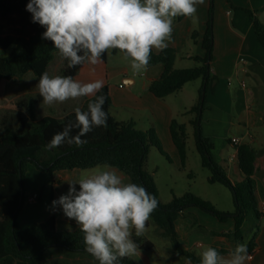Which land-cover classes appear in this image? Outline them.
<instances>
[{"label": "trees", "instance_id": "16d2710c", "mask_svg": "<svg viewBox=\"0 0 264 264\" xmlns=\"http://www.w3.org/2000/svg\"><path fill=\"white\" fill-rule=\"evenodd\" d=\"M28 0H0V49H9L5 56L0 57V81L9 80L14 76L32 73L39 78L46 72L48 65L57 50L50 41L42 39L44 29L31 22V14L25 10ZM213 0H210L208 21L201 37L202 56H195L196 65L187 68H175L176 50L168 46L163 51L151 52L149 65L161 64V75L149 83V91L157 98H163L182 88V86L199 79L196 103L190 109L194 114L190 124L193 126V137L196 150L201 159V165L210 170V182H220L229 188L234 206L233 212H224L208 200H204L191 192L181 195L172 194L170 200L163 203L159 199L158 189L153 177L144 169L150 148H155L168 162L169 155L161 147L160 140L153 127L140 130L133 121H119L111 115V99L107 85L96 95H104L103 109L107 113V126L96 127L82 139L87 143L81 147L64 144L48 150L46 145L52 137L63 130L69 121L75 120L74 112L61 118L51 115L28 120L19 118L17 127H5L0 138V264H42L43 252L48 248H63L72 253L88 254L83 243V233L80 229L74 231H58L55 228L54 215L40 222H34L27 228H21L17 223V215L23 205L25 195L24 176L28 165L40 171L56 172L69 169H88L99 165L113 166L126 174L129 181L146 187L158 200L157 209L151 214L146 226L151 222L159 230L162 238L168 240L171 250L184 258H190L192 264H200V257L193 252L183 250L178 240L175 222L182 212L194 208L211 222H226L232 220L229 234L235 241L243 239V224L249 212L260 217L256 207L255 196V162L258 151L247 143L236 147V163L242 174L240 181H231L223 167L211 155L212 143L200 132V111L204 107V99L208 88L214 87L216 76L212 69L213 41L212 19ZM244 10L252 22L255 40L264 54V23L255 16L253 10ZM178 16L177 18H180ZM195 40L197 33H191ZM113 53L121 52L111 49ZM122 53V52H121ZM107 52L98 65H105ZM65 76H71L74 68L63 69ZM204 86V99L201 100ZM95 96L85 97L81 107L87 109V104L93 102ZM34 104V101H31ZM264 121V113H263ZM78 129H74L75 135ZM172 141L176 147L179 164L185 166L187 132L183 123L172 119L169 124ZM230 141V140H229ZM189 176L192 177L191 173ZM133 240L137 242L133 236ZM253 246V241L247 243V249ZM152 243L147 241L140 249L148 250ZM216 248V247H214ZM220 254L231 252L216 248ZM91 256V255H90ZM121 264H136L131 259L124 258Z\"/></svg>", "mask_w": 264, "mask_h": 264}, {"label": "crops", "instance_id": "0c3cea01", "mask_svg": "<svg viewBox=\"0 0 264 264\" xmlns=\"http://www.w3.org/2000/svg\"><path fill=\"white\" fill-rule=\"evenodd\" d=\"M213 3L212 69L216 80L214 87L208 88L203 110L200 111V132L212 143V158L223 167L231 181L238 182L242 179L236 163L237 144L232 143L231 139L238 136V144L247 143L259 152L253 177L260 217H255V220L246 219L242 227L243 239L238 242L231 236H224L232 229V220L223 223L211 222L194 208H188L180 214L175 222V229L182 249L193 252L198 257H201L203 250L209 246L231 251L236 244H247L252 240L253 246L249 247L248 252L250 259L246 264H264V215L261 213L264 206V54L255 40L252 22L247 13L235 8L237 6L253 10L257 19L264 23V0H213ZM209 5L210 0H204L203 4L198 5L193 17L174 18L172 38L168 46L176 50L175 68L192 67L197 64L193 57L203 55L200 40L206 29ZM193 31L197 33L195 40L190 36ZM189 62H193L192 66H187ZM162 70L161 64H154L140 74L143 75L142 79H135L127 69L114 68L113 74L124 73L123 84H104L107 85L111 99V115L119 121H133L135 127L140 130L153 127L162 149L171 159L170 163L180 168L169 124L172 119H176L185 125L188 136L193 134L190 121L194 114L190 109L196 103L201 81L197 79L198 81L187 82L180 90L157 98L149 91V83L157 79ZM79 100L78 107L81 108L85 97L79 98L78 103ZM228 132H231L232 136L227 137ZM216 140H220V143L216 144ZM154 150L156 149L150 148L147 160L155 154ZM147 160L144 169L154 173L150 172ZM106 168L116 170L125 182H130L126 174L108 165L56 172L40 171L28 165L24 176L26 197L17 215L18 225L27 228L34 222L54 215L56 230L80 229L74 221L63 215L59 206L53 210L51 202L67 192L68 182L78 181ZM76 187L78 188V185ZM31 195L35 196L36 200H28ZM214 206L217 207L216 204ZM159 232L160 230L150 222L143 236L136 237L133 234L139 245L149 241L152 247L148 250L140 249L139 257L131 260L136 264H185V258L173 252L168 240L162 238ZM151 236H155L156 240ZM70 253L60 247L48 248L43 252L41 263L64 264L63 261H66L67 264H97L87 259L90 255ZM229 253L221 255L227 257Z\"/></svg>", "mask_w": 264, "mask_h": 264}, {"label": "clouds", "instance_id": "9594fccd", "mask_svg": "<svg viewBox=\"0 0 264 264\" xmlns=\"http://www.w3.org/2000/svg\"><path fill=\"white\" fill-rule=\"evenodd\" d=\"M204 0H28L25 10L31 22L44 31L42 39L51 42L68 68L95 66L110 49L120 50L134 73L147 70L153 49L163 51L172 38L173 21L178 16L193 17ZM38 93L48 105L95 96L87 109H73L69 121L46 145L81 147L82 139L96 127L107 126L103 109L102 79L81 82L72 76L40 74ZM74 129H78L72 135ZM78 185V188L76 187ZM79 226L85 251L97 264H121L124 258L140 255L133 240L143 236L146 223L158 207L156 197L140 184L125 182L114 169L106 168L78 181L68 182L65 194L51 202ZM250 259L246 243H238L227 257L214 247L201 253L200 264H246ZM185 264H192L185 258Z\"/></svg>", "mask_w": 264, "mask_h": 264}, {"label": "rangeland", "instance_id": "374dc122", "mask_svg": "<svg viewBox=\"0 0 264 264\" xmlns=\"http://www.w3.org/2000/svg\"><path fill=\"white\" fill-rule=\"evenodd\" d=\"M8 52L9 49H0V57L5 56ZM192 64L193 62H189L187 66H192ZM66 68L67 61L63 60L57 51L54 53V57L48 65L46 72L50 76H65L63 69ZM114 68L119 70L127 69L128 73L135 79H142L143 75L140 76V74L145 72L134 73L130 67V61L125 58L123 53H113L110 49L107 52L105 65H80L74 68V73L71 76L84 83L95 79H102L106 84H123L122 77L124 73L113 74L112 69ZM37 83L38 78L32 73L0 81V138L4 133L5 127L15 128L18 126L19 118L28 120L33 116L34 119H39L45 115L61 118L79 106V98L53 105L43 103V99L38 93ZM31 101H34V104H31ZM230 133H227V137L232 136L233 131L231 135ZM223 141H225V137ZM215 143L219 144L220 140H216ZM154 151L155 154L148 158L147 164L150 172L154 171L153 177L157 185L160 200L168 202L172 194L181 195L184 192H191L204 200L213 202V205L216 204L218 210L224 212L234 211L229 188L220 182L209 181L211 172L208 168L201 165L200 155L196 150L193 134H190L187 139V160L184 168H178L175 164L168 162L157 150ZM189 173H191L192 177L189 176ZM256 207H258L257 199ZM246 219L255 220L253 212H249ZM151 237L156 240L155 236ZM88 257L87 259L97 263L93 257ZM63 262L67 264L66 261Z\"/></svg>", "mask_w": 264, "mask_h": 264}, {"label": "built area", "instance_id": "2783aa9c", "mask_svg": "<svg viewBox=\"0 0 264 264\" xmlns=\"http://www.w3.org/2000/svg\"><path fill=\"white\" fill-rule=\"evenodd\" d=\"M121 86V85H120ZM231 141H232V143H235V144H237L238 145V143L240 142V137H233L232 139H231ZM28 200H30V201H34V200H36V197L35 196H33V195H31V196H29L28 198H27ZM261 213H262V215H264V206H262V208H261Z\"/></svg>", "mask_w": 264, "mask_h": 264}, {"label": "water", "instance_id": "95a60500", "mask_svg": "<svg viewBox=\"0 0 264 264\" xmlns=\"http://www.w3.org/2000/svg\"><path fill=\"white\" fill-rule=\"evenodd\" d=\"M204 99V86H203V90H202V97H201V100H203ZM145 189H146V187H145Z\"/></svg>", "mask_w": 264, "mask_h": 264}]
</instances>
